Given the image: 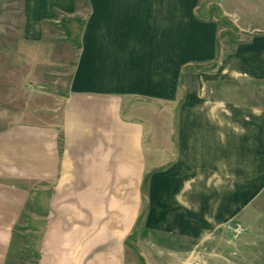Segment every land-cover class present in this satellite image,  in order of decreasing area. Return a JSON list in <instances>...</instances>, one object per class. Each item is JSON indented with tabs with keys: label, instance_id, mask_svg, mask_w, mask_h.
<instances>
[{
	"label": "crops",
	"instance_id": "1",
	"mask_svg": "<svg viewBox=\"0 0 264 264\" xmlns=\"http://www.w3.org/2000/svg\"><path fill=\"white\" fill-rule=\"evenodd\" d=\"M61 1L79 22L68 86L0 128V264L23 213L26 264L209 240L264 174V34L223 31L204 0Z\"/></svg>",
	"mask_w": 264,
	"mask_h": 264
},
{
	"label": "rangeland",
	"instance_id": "2",
	"mask_svg": "<svg viewBox=\"0 0 264 264\" xmlns=\"http://www.w3.org/2000/svg\"><path fill=\"white\" fill-rule=\"evenodd\" d=\"M204 4L223 31L243 38L264 34V0H204ZM72 12L73 4L61 0H0V128L24 120L27 109L39 110L46 91L65 92L77 52L74 36L79 22ZM258 185L255 197L242 198L241 214L214 230L209 240L197 245L176 241L184 252L173 257L168 252L175 244H166L160 259L136 264H264V174ZM26 218L23 213L15 245L3 264L31 260Z\"/></svg>",
	"mask_w": 264,
	"mask_h": 264
}]
</instances>
